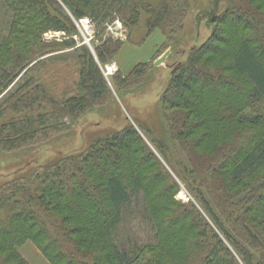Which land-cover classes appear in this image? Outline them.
Segmentation results:
<instances>
[{
	"label": "trees",
	"instance_id": "trees-1",
	"mask_svg": "<svg viewBox=\"0 0 264 264\" xmlns=\"http://www.w3.org/2000/svg\"><path fill=\"white\" fill-rule=\"evenodd\" d=\"M0 1L7 21L0 36V150L46 136L110 92L100 65L112 61L121 42L96 34L100 42L92 54L71 37L79 33L73 18L87 15L102 24L118 16L129 37L139 28L143 37L160 28L171 38L182 29L190 5L189 0ZM225 2L222 16L215 11L210 20V35L171 70L160 96L166 109H177L163 113L174 138L201 130L190 142L208 153L197 163L200 170H173L194 201L174 197L178 183L127 122L78 154L58 159L42 175L0 187V264H28L17 249L26 240L51 264H264V0ZM49 30L68 38L44 39ZM67 48L78 79L74 92L59 99L43 73ZM210 55L221 62L212 65ZM227 62L230 74L223 69ZM146 65L137 63L126 76L113 74L115 89L130 87ZM220 132L227 139L216 144ZM151 142L168 160L165 142ZM140 193L157 240L120 247L113 233L122 208Z\"/></svg>",
	"mask_w": 264,
	"mask_h": 264
},
{
	"label": "rangeland",
	"instance_id": "rangeland-1",
	"mask_svg": "<svg viewBox=\"0 0 264 264\" xmlns=\"http://www.w3.org/2000/svg\"><path fill=\"white\" fill-rule=\"evenodd\" d=\"M216 1L218 0H189L190 5L185 12L182 29L171 38H167L160 28L153 29L146 37L142 36L143 30L139 28L137 31L133 30L129 37L127 28L118 16L112 20L107 19L102 24L94 20V37L91 40V47L86 45L92 54H94L95 44L100 42V39L97 40L96 34L102 32V39L110 37L121 42L120 49L112 61L104 66L100 65L110 92L102 98L100 103L94 104L78 118L65 117L62 121L63 124L54 131L48 130L46 136L42 135L34 142L19 148L0 150V187L14 179H33L37 175H42L43 170L58 159L78 154L94 140L106 136L112 130L121 128L127 122H131L160 160L165 170L169 171L178 183L179 190L174 197L184 202L189 199L194 201L184 184L177 179L173 170L175 167L179 170L192 169L194 172L200 170L197 168V163L202 156H206L208 153L205 155L203 152L202 154L204 149L195 146L196 143H194L195 148H192L190 142L195 141L194 138L201 130L195 129L193 133L184 135L182 141L174 138L173 134L171 135V132L168 131L169 128L166 120L163 119V113L177 109H166L160 102V96L169 81L171 70L180 62L186 61L189 50L201 45L210 35L214 26L210 20L215 11L220 13L219 17L222 16L221 11L226 9V2L220 0L217 9L214 11ZM6 23V15L0 1V36L6 31ZM43 37L44 39L68 38L63 31L51 30L45 32ZM71 37L75 39L77 45L83 44L79 33ZM221 37L225 40L229 39V35H222ZM214 46L222 48L223 44H215ZM65 50H68V53L58 55V58L49 61L47 69L43 73L46 80L50 82L49 88L54 96L59 99L74 92V85L78 79L77 66L73 59L74 53H72L71 48ZM164 54V60L155 65V60ZM210 56L212 65L221 62L218 60V56ZM139 62L147 63L144 73L136 78L135 82L129 84L130 87L125 86L124 89L116 90L111 79L112 75L126 76ZM111 63L116 65V71L107 73L105 68ZM222 65L223 69L226 70L225 74H230L228 62L222 63ZM238 78L244 81L241 76ZM14 82L7 87L3 94L14 88ZM136 82L138 83L134 85ZM63 90L66 91L65 94H61ZM145 131H149L151 136H147ZM152 138L153 140L159 138L165 142L168 160L151 142ZM214 139V142L218 144L227 138L220 132L218 136H214ZM151 170L154 171L155 169L152 168ZM222 175L220 174V176ZM166 182V180L159 181L157 186L159 184L165 185ZM154 187V184L150 185L151 189ZM113 239L120 247L156 242V230L146 210L142 193L132 197L123 206L121 220L113 233ZM17 249L28 264H51L31 240L24 241Z\"/></svg>",
	"mask_w": 264,
	"mask_h": 264
},
{
	"label": "built area",
	"instance_id": "built-area-1",
	"mask_svg": "<svg viewBox=\"0 0 264 264\" xmlns=\"http://www.w3.org/2000/svg\"><path fill=\"white\" fill-rule=\"evenodd\" d=\"M74 24L79 32L82 42L91 47V40L94 37V22L87 16L79 17L78 19H73ZM116 65L111 63L106 66L107 73L116 71Z\"/></svg>",
	"mask_w": 264,
	"mask_h": 264
},
{
	"label": "water",
	"instance_id": "water-1",
	"mask_svg": "<svg viewBox=\"0 0 264 264\" xmlns=\"http://www.w3.org/2000/svg\"><path fill=\"white\" fill-rule=\"evenodd\" d=\"M164 57H165V54L158 57L156 60H155V65H158L159 63H161L163 60H164Z\"/></svg>",
	"mask_w": 264,
	"mask_h": 264
}]
</instances>
